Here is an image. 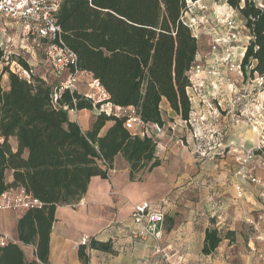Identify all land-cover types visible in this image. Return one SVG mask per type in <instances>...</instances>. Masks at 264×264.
<instances>
[{
  "label": "trees",
  "instance_id": "trees-1",
  "mask_svg": "<svg viewBox=\"0 0 264 264\" xmlns=\"http://www.w3.org/2000/svg\"><path fill=\"white\" fill-rule=\"evenodd\" d=\"M188 1L199 0L62 1L56 16L61 40L75 54L77 71L91 75L106 93L99 104L76 90H61L59 81L35 76L25 60L9 57L30 72V79L20 78L6 66L1 75L7 74L5 89L0 76V195L22 188L42 207L28 209L20 217L17 243L0 246V264H50L56 209L77 204L92 178L108 179L116 156L128 164L131 181L160 165L155 139L125 128L131 114L101 112L90 130L83 132L69 120L68 112L91 111L108 103L132 110L143 126L163 127L160 106L166 101L187 121L189 73L199 49L198 39L184 20ZM226 2L248 31L241 63L244 78L247 73L264 76V6L251 0ZM3 56L0 50V62ZM10 138L16 139L15 150ZM8 172L11 182L6 179ZM224 238L234 242V233L223 236L217 228L206 230L202 254H212ZM20 245L34 247L35 260L27 261ZM87 249L112 252L110 242L90 239L88 246L77 248L82 264L89 262Z\"/></svg>",
  "mask_w": 264,
  "mask_h": 264
},
{
  "label": "crops",
  "instance_id": "crops-1",
  "mask_svg": "<svg viewBox=\"0 0 264 264\" xmlns=\"http://www.w3.org/2000/svg\"><path fill=\"white\" fill-rule=\"evenodd\" d=\"M240 24L238 38L242 42L243 38L247 40L248 31L241 20ZM245 42L244 40L240 45L244 46ZM220 49L213 55L208 54L209 52L204 54L206 50L199 47L196 56V64L205 62L208 69L215 68L219 72L218 77L204 78L200 75L197 78L204 79L203 91L205 97L208 96L206 99L211 100V96H215L209 106H205L196 98L191 101L192 121L200 116L207 119V124L202 126L203 135L206 136L205 147L200 149L195 145L192 138L195 126L182 125L180 117L163 101L160 108L165 126L173 122L176 127L171 129L168 126L162 134L156 136L155 157L160 161V165L150 173L138 174L136 179L131 181L128 164L118 155L114 159L113 169L108 173V179L92 178L85 195L77 204L58 207L55 213L56 221L50 233V264H82L78 259L77 248L83 237L102 243L110 242L112 247L111 253L87 249L88 264H162L165 259L169 264L264 262V191L252 180L237 175L236 183H228L226 175L223 174L232 168L236 169L234 152L237 149L253 148L260 141V136L231 109L233 93L241 79L226 71L220 60L223 54L222 47ZM55 77L57 76L49 75L46 80L54 81ZM3 79L4 88L7 89L8 78L3 76ZM211 111L218 114L212 117ZM96 116L93 110L68 112L69 120L77 123L83 132L90 130ZM109 126L108 124L104 127L100 136ZM132 131V134L138 133L143 137V133L154 134V126L136 123ZM220 142L224 149H220ZM9 143L15 150L16 139L10 138ZM201 152L206 153L205 157H199ZM206 168L214 171V177H206L201 181L199 177L204 175ZM195 171L200 172L199 177L193 176ZM253 175L257 180H264V168L257 166ZM6 179L11 182V172L6 174ZM199 182L207 191L201 203L207 212L203 228H193L192 224L198 222H195L197 214L191 211L187 218L193 220L192 224L188 223L186 227L176 226L172 233H167L169 229L166 230L164 226L166 217H172L169 216L168 209L182 202L180 197L184 191L196 185L200 187ZM141 201L164 205L165 220L159 240L148 238L144 242H133L130 239V235L137 228L130 216L134 204ZM24 212L0 210V237L17 243L16 226ZM241 221H246L253 227L252 237L246 238L240 228ZM210 228H217L223 236L227 232H233L234 242L224 238L212 254L203 255L201 251L205 233ZM20 246L27 261L35 260L34 247ZM243 248L252 251L243 254L240 252Z\"/></svg>",
  "mask_w": 264,
  "mask_h": 264
},
{
  "label": "built area",
  "instance_id": "built-area-1",
  "mask_svg": "<svg viewBox=\"0 0 264 264\" xmlns=\"http://www.w3.org/2000/svg\"><path fill=\"white\" fill-rule=\"evenodd\" d=\"M62 1L63 0H0V22H10L16 25L19 30H17L16 34L19 33V36L21 35L23 38L39 42L43 46L44 60L55 73L54 75L58 76L66 71L69 72L68 79L60 82V89L73 91L76 90L75 84L77 76L83 73H79L77 71L75 54L68 49L61 40L60 27L57 24L56 16ZM218 1H224L227 4L226 0ZM257 5L259 7H263L260 4ZM188 7L189 9L184 15V20L191 30L197 31L199 27H204L205 24L208 25V34L212 39L210 47L211 54H217L222 47L223 54L220 60L225 66L226 71L231 75L236 74L239 78L245 79L247 83L249 82L250 85L247 86L248 89L249 87L254 86L257 90H259V93L252 99V101L247 100L246 89H242L243 91L241 90L239 94H235L231 100V109L237 111L238 116L246 120L252 130L260 136V141L256 146L251 148V150L244 152L242 156L236 158L237 161L241 163V168L237 172V176H240L243 179H248L249 174L246 171V168L248 165H251L256 158L261 160L260 165L264 168V76L254 74L252 77H249L248 73L245 78L243 76L241 63L249 37H247V42L244 46H237L233 44L237 38V33H235L237 28L232 16L235 11L232 8L228 6L231 12L229 16L225 17L214 12L213 18L209 19V22L203 23V21H201L199 24H192L187 22L185 17L192 14L191 11L193 8H197V11H201L204 7L201 6V0L196 2L188 1ZM221 29L226 31L224 35L220 33ZM0 33L2 34L0 35V50L4 54L1 62H5V65L9 68L10 72L17 74L22 79L29 80L30 72L24 70L17 62L9 59V57L13 54V52L9 50V47L13 46L15 34L13 37H10L6 34L5 29H0ZM194 36L197 39L199 38L196 35ZM247 71H249V69H247ZM189 74H191L189 76L191 85L187 89V95L189 97L190 104L193 98L200 97V101L209 106L210 100L206 98L205 100L203 98L204 96H202L204 80L200 79V82H198L194 79H197L201 74H204L206 78L218 77V70L215 68H207L205 70L204 66L196 64L193 66ZM93 84L96 85L98 91H100L99 93L103 95V99L101 100V98H99L100 100L98 99L95 101L92 97L87 95L85 96L93 100L95 104H99L107 98V95L98 85L97 81H93ZM213 95L211 96L212 100L215 98ZM248 101L250 102V105ZM105 106H109L110 108L109 111L102 109V112L107 115L113 114L115 116H120L122 111H129L113 107L108 103L105 104ZM111 108H114V112ZM211 112L213 115L212 117L217 115L214 111ZM199 119L203 122H206L207 120L205 116H201ZM180 121L185 127L193 124L190 115L187 121L182 119H180ZM136 123L141 124L139 119L134 116L133 111H131V116L125 122V128L129 131L134 130ZM153 126L154 134L143 133L141 135L152 136L154 138L157 135L162 134L164 129L168 126L173 129L176 127V124L172 122V124H167V127ZM192 133V138L195 140L200 136V134H196L194 131ZM135 134L139 135L138 133ZM237 153L240 154L239 152ZM199 155L204 156L205 153L201 152ZM252 180L264 191V180H257L253 178ZM41 207L42 203L33 198L30 194L26 193L22 188L10 190L0 195V210L26 211L28 209ZM163 208L164 205L162 203H150L148 201H141L134 204L130 217L134 224L137 225V228L130 235L131 241L144 242L148 238H153L155 240L161 239L165 220ZM7 242L8 241L5 237H0L1 247ZM88 243L89 239L87 237H83L80 240L79 245L87 246ZM157 252L159 251L157 250Z\"/></svg>",
  "mask_w": 264,
  "mask_h": 264
},
{
  "label": "rangeland",
  "instance_id": "rangeland-1",
  "mask_svg": "<svg viewBox=\"0 0 264 264\" xmlns=\"http://www.w3.org/2000/svg\"><path fill=\"white\" fill-rule=\"evenodd\" d=\"M251 1H254L256 4H260V5L264 6V0H251ZM241 3L243 4V0H241ZM201 6L204 7V9L201 11H197V8L192 9V11H191L192 14L185 17L187 22H190L192 24L193 23L199 24L201 21H203V23H206V22L210 21L209 19L213 18L214 12L217 14H220L222 16H225V17L229 16L231 13L230 9L228 8V4H226L224 1L201 0ZM232 16L234 18L235 25L237 28V30L235 31V33H237V38L233 44L240 46V44L244 40L246 41V38H243L242 42H241V39L239 40L238 36H239L240 31H241L240 17L236 12H233ZM0 29H5L6 34L10 37H13V35L15 34L13 46L9 47V50L13 52L12 55H14L15 57L21 58L22 60H25L30 65V67L32 68L35 76H40L43 79L49 78V75L54 76L55 73L51 70V68L48 66V64L44 60L43 49H42L43 46L39 42H35L31 39L23 38L21 35L19 36V33L16 34L18 27L16 25L10 23V22L1 21L0 22ZM208 30H209V28H208L207 24H205L204 27H201V28L199 27L197 31L192 30L194 35L199 37L198 38L199 47H202L206 50L204 54H206L207 52H209L208 54H211L210 47H211V40L212 39H211V36L208 34ZM225 32L226 31L224 29L220 30V33L223 35L225 34ZM0 35H2V34L0 33ZM203 62L204 61L202 60V63ZM194 65H196V62ZM201 66H204L205 70L207 69V65L205 62L203 64H201ZM5 67H6L5 62H0V76L2 75V72L4 71ZM190 75L191 74H189V76ZM201 75L204 76V78L206 77L204 74H201ZM232 75H236V74H232ZM3 76L7 77V74H5ZM3 76H1V86L4 88L5 83L3 81L4 80ZM68 77H69V72L66 71V72L58 75L54 79L59 81V82H63V81H66L68 79ZM236 77H238V76L236 75ZM240 79H241V82L239 83L238 87L236 88V91H234L233 96L235 94H239L242 89L243 90L246 89L247 100L252 101V99L255 98L256 95L259 93V90H257L256 87H254L253 85H252L253 87H249V89H248L247 86H249L250 83L249 82L247 83L246 80L243 78H240ZM76 80H77L76 84H75L76 91H78L80 94H83L84 96H85V94H87V96L92 97L93 100H95V101H97L99 98H101V100L103 99V97H102L103 95H101V93H99L100 91H98V88L96 87V85L93 84L94 80L92 81V77L87 76L86 74L83 73V74H80L79 76H77ZM194 80H200V79H194ZM202 80H204V79L202 78ZM203 89H202V96H204L203 98L205 99L208 96L205 97V93H204ZM247 89H248V91H247ZM194 99L195 98H193V100ZM196 99L200 100V97L199 98L197 97ZM211 103H213V101ZM248 103L250 105L249 101H248ZM102 105H103V107H102ZM102 105L100 106L99 109L93 108V112L98 115L99 113L102 112V109H104L106 111L110 110L109 106H105V104H102ZM205 106H207V105H205ZM111 110L114 112V108H111ZM232 110L234 111V113H237V115H238L237 111H235L234 109H232ZM131 111L132 110L126 111V112L122 111L121 113L120 112L119 113L121 115H127V114H131ZM192 117L193 116H191V119H192ZM199 118L198 119L194 118V120L196 122L194 121L193 125L195 126L194 132L196 134H200V136L196 140L195 139H193V140L195 141L196 147H199L200 149H202V147H205L204 146L205 145L204 137H206L203 135L204 130H203L202 126L206 125L207 123L205 121L204 122L201 121ZM238 118L240 119L241 117L238 116ZM170 121H172V120H170ZM244 121H246V120H244ZM201 124H203V125H201ZM130 132L132 133L133 131L131 130ZM180 136H182L181 133H180ZM192 136H193V133H192ZM154 139L156 141V137H154ZM156 143H157V141H156ZM218 145L219 144H217V146H216L217 148H218ZM179 146H180V143H179ZM219 147H220V149H224L222 142H221V145H219ZM249 150H251V149H237L234 152V162L236 164V169L232 168L230 171L223 172V174L226 175V180L228 181V183H231V184L236 183L235 175H237V172L241 168V163H239V161H237L236 158H238L239 156H242V154L244 152H247ZM237 152H239L240 154H238ZM199 157H202V156L199 155ZM204 157H205V155H204ZM260 162H261V160L259 158H256L255 161L252 162L251 165L247 164L248 166L246 168V171L249 174L248 180H252V178L255 179L254 175H253V171L255 170V168L257 166H260ZM203 173H204V175L199 177L200 172L197 173L195 171V173H193V176L194 177L198 176L199 180L201 178V181L205 180L206 177L207 178L208 177H210V178L214 177V171H210V169H208V168H206L205 171H203ZM199 184H200V182H199ZM204 187L205 186H203V185H201L200 187H199V185H196L195 187H192V189L184 191V193L180 197V198H182V202L179 205L170 206V208L168 209V214H169V216H172V217H166V221H165V225H164L166 230L169 229V231L167 233H169V234L172 233V231H174L176 229L175 228L176 226L186 227L188 223L192 224L193 220L187 218L189 212H191V211H193L194 213L197 214L195 222H198L197 224H192L193 228H196L197 226L200 229L203 228V225L206 223V215H207V212H205V207L203 206V204H201L204 200V197L207 194V191H206V189L204 190ZM215 217H214V219H215ZM170 219H172L171 222H170ZM240 228H241L242 232H244L247 239L252 237V233L254 232L253 227H251L248 223H246V221L240 222ZM251 251L252 250H250V249L243 248L240 252L243 254H246V253H249ZM165 260L162 261V264H169V263H166ZM253 263L254 262H233V264H253ZM260 264H264V262H260Z\"/></svg>",
  "mask_w": 264,
  "mask_h": 264
}]
</instances>
